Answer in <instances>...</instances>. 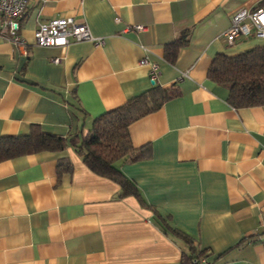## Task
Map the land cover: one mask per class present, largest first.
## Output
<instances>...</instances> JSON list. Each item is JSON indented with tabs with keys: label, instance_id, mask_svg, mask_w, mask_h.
Masks as SVG:
<instances>
[{
	"label": "crops",
	"instance_id": "0c3cea01",
	"mask_svg": "<svg viewBox=\"0 0 264 264\" xmlns=\"http://www.w3.org/2000/svg\"><path fill=\"white\" fill-rule=\"evenodd\" d=\"M262 4L30 0L19 19L26 46L0 36V137L31 124L83 135L95 116L151 87L152 64L156 83L177 94L128 127L146 156L120 170L141 200L120 196L72 146L0 161V264H182L189 246L162 221L212 264H264V104L233 107L207 77L216 54L264 43L227 45L222 35L237 10ZM63 16L85 21L102 42L34 44L39 23ZM185 31L187 45L167 61L166 45ZM58 166L69 168L58 174Z\"/></svg>",
	"mask_w": 264,
	"mask_h": 264
},
{
	"label": "trees",
	"instance_id": "16d2710c",
	"mask_svg": "<svg viewBox=\"0 0 264 264\" xmlns=\"http://www.w3.org/2000/svg\"><path fill=\"white\" fill-rule=\"evenodd\" d=\"M264 40V39H263ZM189 32L185 31L175 41L166 45L164 57L174 62L178 50L186 46ZM207 77L228 90L227 102L233 107L264 104V43L257 44L236 55L218 53L207 70ZM177 94L173 88H162L156 82L151 87L128 99L120 106L105 111L92 120L83 135L61 136L44 131L31 124L25 134L0 137V161L42 151H62L72 146L94 173L107 177L120 187V196L133 195L140 199L136 185L120 170V165L145 157V148L132 145L128 127L136 119L158 109L166 100ZM58 166V174L68 170ZM141 200V199H140ZM164 228L184 240L190 249L182 253V264L205 257L195 250L189 235L162 221Z\"/></svg>",
	"mask_w": 264,
	"mask_h": 264
},
{
	"label": "built area",
	"instance_id": "2783aa9c",
	"mask_svg": "<svg viewBox=\"0 0 264 264\" xmlns=\"http://www.w3.org/2000/svg\"><path fill=\"white\" fill-rule=\"evenodd\" d=\"M30 0H0V36L20 46H26V41L20 36L19 19L24 13ZM132 28L144 30L146 26L135 24ZM128 29V27L126 28ZM223 39L227 45H233L238 39H264V4L254 9H239L230 19L228 28L223 32ZM71 41L102 42L101 38L93 36L85 21H78L73 16L51 18L39 23L34 30V44L39 46L62 47ZM58 62L59 58H53ZM140 64H146L142 58ZM157 64L150 67V81L157 79ZM190 264H212L206 257L193 260Z\"/></svg>",
	"mask_w": 264,
	"mask_h": 264
}]
</instances>
